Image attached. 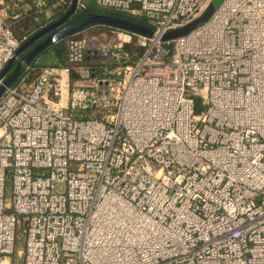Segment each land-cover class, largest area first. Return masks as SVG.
Masks as SVG:
<instances>
[{
    "label": "built area",
    "instance_id": "2783aa9c",
    "mask_svg": "<svg viewBox=\"0 0 264 264\" xmlns=\"http://www.w3.org/2000/svg\"><path fill=\"white\" fill-rule=\"evenodd\" d=\"M212 1L76 0L153 34L90 26L4 88L0 264H264V0L163 40ZM20 47L0 14V75Z\"/></svg>",
    "mask_w": 264,
    "mask_h": 264
},
{
    "label": "trees",
    "instance_id": "16d2710c",
    "mask_svg": "<svg viewBox=\"0 0 264 264\" xmlns=\"http://www.w3.org/2000/svg\"><path fill=\"white\" fill-rule=\"evenodd\" d=\"M70 1L71 0H3L2 6L5 7V20L10 25L14 36L17 40L21 42L22 46L23 44L27 43V41L33 35L37 34L39 31L46 28L47 26L61 20L70 7ZM24 6L28 7L27 11H24ZM92 14H105L116 16L143 26H148L147 19L144 16H131L127 13L114 12L108 9H95L91 8L90 6L85 11L76 12L71 15L69 18H67L66 23L71 17L73 18L71 23H76ZM15 15H19V18H14ZM89 28L90 27L86 29ZM86 29L82 30L79 33L69 35L63 39H60L57 41V43H52L45 49H43L30 62V68L32 69H30L29 71H22V75L27 76L25 80H34L38 73V67L36 68L33 65L34 60L35 58L43 54L45 51H47L49 48H53L54 51L57 53V57L60 63H65L66 47L64 44V40L69 37L78 36ZM52 31L40 37L35 42V44L44 39ZM24 37H27V40H24ZM26 54L27 50L22 51L19 55L24 57Z\"/></svg>",
    "mask_w": 264,
    "mask_h": 264
},
{
    "label": "water",
    "instance_id": "95a60500",
    "mask_svg": "<svg viewBox=\"0 0 264 264\" xmlns=\"http://www.w3.org/2000/svg\"><path fill=\"white\" fill-rule=\"evenodd\" d=\"M220 1L222 0H213L201 18H199L198 20H196L195 22L186 26L183 29L175 30V31L165 34L163 36V40L175 39L177 37L187 34L191 30L198 27L201 23H203L210 17L212 12L221 3ZM75 12H76V0H72L69 10L67 11L65 16L61 20L47 26L46 28L39 31L37 34L33 35L27 41V43L23 44L16 51L14 57H17L22 51L33 46V44L40 37L44 36L45 34L53 30L49 35H47L44 39H42L40 42H38L28 51V53L23 57V60H24L23 64L20 61L18 62L22 70L24 69L25 65L29 64L35 56H37L43 49H45L47 46H49L53 42L63 39L69 35L79 33L82 30L90 26H93V25H103L109 28L123 29V30H127L130 32L145 35V36H151L153 34V30L151 28L134 23L126 19H122L116 16H111V15H105V14H92L76 23L68 24V25L65 24L67 18H69ZM11 65H12V60L9 61L8 65L5 67L2 74L0 75V78L5 76V73L10 69ZM17 69L18 68L14 69V71L17 72L16 71ZM22 70L19 72L18 75H20ZM15 72L11 74L12 76L9 78L7 82H6L7 79L4 81V85L1 86L3 90L5 87L10 86L16 80L18 75L16 76Z\"/></svg>",
    "mask_w": 264,
    "mask_h": 264
},
{
    "label": "rangeland",
    "instance_id": "374dc122",
    "mask_svg": "<svg viewBox=\"0 0 264 264\" xmlns=\"http://www.w3.org/2000/svg\"><path fill=\"white\" fill-rule=\"evenodd\" d=\"M221 2V1H220ZM71 5V4H70ZM89 6L91 7V8H95V9H100V8H98V7H96V5L93 3V2H90L89 3ZM88 6V7H89ZM69 10V9H68ZM111 11H114V12H122V13H127V14H129V15H131V16H144V17H146V19H147V22H148V26H146V27H148V28H151V29H153V26H152V24H151V20L152 19H157V17L155 16V15H148V14H146L145 12H141V11H139V13L137 14V15H133V14H131V13H129V12H126V11H122V10H111ZM77 12H79V11H77ZM76 13V12H75ZM0 14L2 15V18H3V13L0 11ZM72 17L67 21V25L68 24H73V23H71L72 22ZM109 27H107V26H103V25H93L92 26V28H90L89 30H87L88 32H86V33H84V34H88V35H93V36H95V35H101V34H103V33H106L107 32V29H108ZM64 42H65V40H64ZM16 58L17 57H14V58H11L10 59V61L12 60V65H11V67H10V70L9 71H11L10 72V74H9V76L7 77V80H6V82L9 80V78L12 76L11 74H13L15 71H14V69H16V68H18L16 71L17 72H15L16 73V76L19 74V72L22 70L21 69V67H20V65L17 63V61H16ZM9 63V62H8ZM8 63H7V65H8ZM6 65V66H7ZM22 75V72H21V74L20 75H18L17 77V79H16V81H14L13 83H14V85L13 86H15L16 85V83L19 81V80H21L22 78L21 77H23V76H21ZM31 81V80H30ZM30 81H26L25 82V84L27 85ZM12 83V84H13ZM11 84V83H10ZM11 84V85H12ZM3 93V88L2 87H0V96H1V94ZM196 103H197V105H196V107H195V111L198 113V112H200L201 111V104L199 103V100H196Z\"/></svg>",
    "mask_w": 264,
    "mask_h": 264
},
{
    "label": "crops",
    "instance_id": "0c3cea01",
    "mask_svg": "<svg viewBox=\"0 0 264 264\" xmlns=\"http://www.w3.org/2000/svg\"><path fill=\"white\" fill-rule=\"evenodd\" d=\"M71 1H72V0H71ZM71 1H70V2H71ZM2 4H3V0H0V6H2ZM24 8H25L24 11H27V10H28V7H27V6H24ZM0 11H1V12L3 13V15H4V16H3V20L6 22V20H5V7H4V6L0 7ZM14 18H19V15H15ZM6 23H7V22H6ZM7 24H8V23H7ZM34 45H36V44L34 43L33 46H34ZM33 46H31L29 49H28V48L25 49V50H27V53H28V51H29ZM25 50H24V51H25ZM16 61H17V63H18L19 61H20L22 64L24 63L23 57L20 56V55L17 56ZM29 64H30V63H29ZM9 70H10V69H9ZM9 70L5 73L4 81L7 79V77L9 76V74H10V72H11V71H9ZM23 70H24V69H23ZM23 70H22V71H23ZM20 74H21V73H20ZM22 76H23V75H22ZM17 78H18V77H17ZM17 78H16V79H17ZM21 78L24 80V82H26L25 79L27 78V76H23V77H21ZM22 79H21V80H22ZM15 81H16V80H15ZM19 81H20V80H19ZM19 81H18V82H19ZM18 82H17L16 84H18ZM32 82H33V81H30L27 85H30ZM14 83H15V82H14ZM14 83H13L12 85H14ZM10 86H11V85H10Z\"/></svg>",
    "mask_w": 264,
    "mask_h": 264
}]
</instances>
